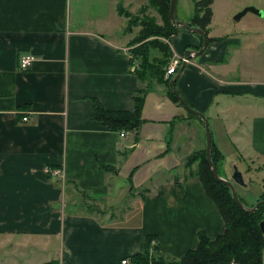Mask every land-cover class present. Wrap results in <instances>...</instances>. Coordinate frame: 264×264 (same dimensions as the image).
<instances>
[{"label": "crops", "instance_id": "crops-1", "mask_svg": "<svg viewBox=\"0 0 264 264\" xmlns=\"http://www.w3.org/2000/svg\"><path fill=\"white\" fill-rule=\"evenodd\" d=\"M148 2L0 0V264H121L151 234L161 254L180 258L200 231L224 232L217 204L187 176V158L206 146L201 129V142L186 141L187 109L135 72L119 5ZM178 4L177 19L191 23L194 0L182 16ZM249 6L263 15L237 20ZM212 10V40L175 86L207 115L226 159L264 162V0H213ZM172 43L180 57L204 37L184 30ZM24 54L35 57L28 69ZM137 88L138 129L122 137L93 119L94 99L133 110Z\"/></svg>", "mask_w": 264, "mask_h": 264}, {"label": "trees", "instance_id": "trees-1", "mask_svg": "<svg viewBox=\"0 0 264 264\" xmlns=\"http://www.w3.org/2000/svg\"><path fill=\"white\" fill-rule=\"evenodd\" d=\"M212 3L213 0H194L193 17L189 25L201 27L207 32V26L213 15ZM149 4L161 16L164 26L159 28L154 20L149 19L145 23V29H147L145 36L165 33L168 37H172L173 34L184 31L171 23L169 19L171 0H149ZM119 12L126 16L121 5H119ZM208 39L211 42L212 38ZM152 43L155 47H160L163 50L162 60L157 57H154L153 61L151 60L150 46ZM132 53L135 54L134 56L132 54L134 60L141 58L139 68H135L137 76L141 80L154 78L160 83H166L171 98L180 103L174 91L170 88L172 77L166 78L168 63L174 56L171 43L170 46L165 47L159 44L156 45L155 41L145 42L137 45ZM144 96L145 92L142 89L137 88L135 90L133 110H110L98 99H94L92 117L109 126L112 130L134 131L143 122ZM189 114L198 117L204 124L199 116L190 112ZM212 147L213 161L217 171L221 173L220 160L223 161L225 155L217 146L213 137ZM195 161H198L195 176L199 178L205 191L217 204L223 215L225 221L224 232L215 238H211L204 231H200L198 233V246L188 250L180 258L161 254L156 235H147L142 250L130 256V264H231L232 261L237 264H264V232L260 224L261 221H264V202L255 211L243 209L233 198L231 188L213 174L207 158L206 148L192 153L187 158L186 164L192 166ZM239 199L248 206L253 207L257 202L264 201V189L253 203L246 202L241 195H239ZM154 240L157 241L156 244H153Z\"/></svg>", "mask_w": 264, "mask_h": 264}, {"label": "rangeland", "instance_id": "rangeland-1", "mask_svg": "<svg viewBox=\"0 0 264 264\" xmlns=\"http://www.w3.org/2000/svg\"><path fill=\"white\" fill-rule=\"evenodd\" d=\"M179 15H183V11L181 14V6H185L186 4V0H179ZM190 5V2H189ZM123 7V10L125 11L124 14L129 15V23L127 28H129L127 31L128 32H133V38L130 42V50H131V54H133V56L135 55L133 52L134 48L137 45H140L142 43L145 42H156V45H162L165 47H168V45L170 46L171 43V38L172 37H168L165 33H161V34H152L150 36H145V32L147 29H145V23L150 20H154V22L157 24V26L160 28L161 26H164V21L161 18V16L158 14V12L151 8L149 2L147 5H143L141 7H139L136 10H133V6H129V5H121ZM178 8V6H177ZM237 15V14H236ZM235 15V16H236ZM173 44V43H172ZM172 50L173 53L175 55L174 49H175V44L172 45ZM174 47V49H173ZM162 56H163V50H161L160 47H155L153 45V43L150 46V57L151 60L153 61L154 57H157L159 60H162ZM175 56H173L169 63L172 62L173 58ZM141 58H137L136 62L137 65L136 67L139 68V62H140ZM167 66V67H168ZM135 67V68H136ZM136 68V69H137ZM175 76V75H174ZM224 106V105H223ZM180 125H177V128H179ZM183 128L185 131H187V134H185L184 136L186 137V141H191L193 143H198L201 142V140L198 137L197 134V129H201L202 131V140L204 141L203 144H206V128L204 126V124L202 123V121L195 116H191L190 119H188V121H185L182 124ZM206 148V146L204 147ZM226 150L228 152V156L230 154V149L229 147H226ZM225 159L220 160V165H221V172H223L225 174V177L227 179L233 180L232 179V174L234 173V167L235 165H237L239 167L240 170H242L244 172V179L245 182L247 183V187H245V185L239 184L237 182H234L236 190L238 192L239 195H241L244 200L248 203H253L256 201L257 197L260 196L261 192L264 189V162L261 159H258V157H249L246 158L245 161L241 162V161H230V157H227L226 159V163H225ZM241 162V163H240ZM198 167V161H195L192 166H188L187 168V176L190 174H196V170Z\"/></svg>", "mask_w": 264, "mask_h": 264}, {"label": "water", "instance_id": "water-1", "mask_svg": "<svg viewBox=\"0 0 264 264\" xmlns=\"http://www.w3.org/2000/svg\"><path fill=\"white\" fill-rule=\"evenodd\" d=\"M177 3H178V0H171L170 11H169V19H170L171 23H173L174 25H176L177 27H179V28H181V29H183L185 31L199 33V34L203 35V37H204V44H203V46L200 49H198V50H188L186 52V53H189L188 59H191L193 57H197V56L201 55L207 49V47L209 46L208 35H207L206 31L203 28L191 26L188 23L177 19V17H176ZM249 11L255 12V13L260 14V15H263V11L262 10L257 9L254 6H249V7H246L245 9H243L241 12H239L236 15V19L237 20L241 19V17H243ZM186 63L187 62L184 61L182 63V65H181L178 73H176L175 76H173L171 78V80H170V88L174 91V93L177 96V98L179 99L180 103L187 109V111L199 116L204 122V125H205V128H206L207 158H208V161H209V164L211 166L213 174L216 176L217 179H219L220 181L226 183L231 188L233 198L235 199V201L243 209H245L247 211H255L260 206V204L263 203L264 201H259L253 207H250V206H248L247 204H245L244 202H242L239 199V195H238V192L236 190V187H235V184H234L233 180L235 182L239 183V184L245 185V187H247V183L245 182L243 172L239 169V167L237 165H235L234 173L232 174V179L233 180L227 179L223 172L219 173L217 171V168H216L215 163H214L213 158H212L213 147H212V129H211L210 121H209V119H208V117H207V115L205 113L193 108L183 98V96L179 93V91L177 90V88L175 86V83H176L180 73L183 71ZM260 224H261L262 231L264 232V221H261Z\"/></svg>", "mask_w": 264, "mask_h": 264}, {"label": "built area", "instance_id": "built-area-1", "mask_svg": "<svg viewBox=\"0 0 264 264\" xmlns=\"http://www.w3.org/2000/svg\"><path fill=\"white\" fill-rule=\"evenodd\" d=\"M188 55L189 53H185L184 55L178 57V56H175L172 60V62L169 64V66L167 67V71H166V77L169 78V77H173L176 73H178L182 63L184 61L188 62L190 59H188ZM35 57L32 55V54H24L21 56L20 58V66L22 69H28L32 62L34 61ZM25 121L28 120V117L25 116L23 118ZM127 132H125V130H123L120 134L122 137H125L127 136L126 134ZM56 174H59L61 171L58 169V170H55L54 171ZM157 241L154 240L153 241V244H156ZM121 264H130V258L129 257H126V258H123L121 260ZM231 264H237L235 261H232Z\"/></svg>", "mask_w": 264, "mask_h": 264}]
</instances>
